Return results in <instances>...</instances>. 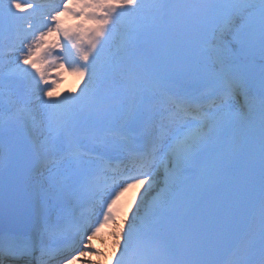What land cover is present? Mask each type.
<instances>
[{
	"label": "snow or ice",
	"instance_id": "obj_1",
	"mask_svg": "<svg viewBox=\"0 0 264 264\" xmlns=\"http://www.w3.org/2000/svg\"><path fill=\"white\" fill-rule=\"evenodd\" d=\"M105 227L110 264H264V0H0V264Z\"/></svg>",
	"mask_w": 264,
	"mask_h": 264
},
{
	"label": "rangeland",
	"instance_id": "obj_2",
	"mask_svg": "<svg viewBox=\"0 0 264 264\" xmlns=\"http://www.w3.org/2000/svg\"><path fill=\"white\" fill-rule=\"evenodd\" d=\"M72 81L73 80L69 81L65 85H60V90L62 91L64 89L73 88L78 81H73V82ZM137 191H139L138 188L134 189L132 191V193L130 194L129 199H131V197H134ZM130 207H131V205H126L122 209V212L126 213ZM109 231H110V228L105 227V229L102 230V232L99 236L93 238V243L96 246V248H98L100 252L105 253L106 256L108 257V259H106L104 261H108V260L110 261V254L112 251V247H111L112 242H111V239L107 236V233ZM82 259H86V258H82ZM93 259H96V257H93ZM78 263L82 264V261L78 262Z\"/></svg>",
	"mask_w": 264,
	"mask_h": 264
},
{
	"label": "bare ground",
	"instance_id": "obj_3",
	"mask_svg": "<svg viewBox=\"0 0 264 264\" xmlns=\"http://www.w3.org/2000/svg\"><path fill=\"white\" fill-rule=\"evenodd\" d=\"M72 80H73V81H77V79H76L75 77H73V76H72ZM70 81H71V80H70ZM73 81H72V82H73ZM132 191H133V190H132ZM131 193H132V192H131ZM77 264H79V263L77 262Z\"/></svg>",
	"mask_w": 264,
	"mask_h": 264
}]
</instances>
